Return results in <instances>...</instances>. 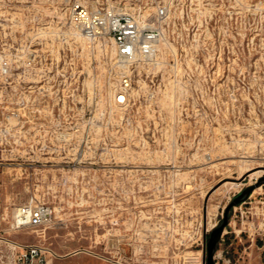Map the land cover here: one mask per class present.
<instances>
[{"label":"rangeland","instance_id":"1","mask_svg":"<svg viewBox=\"0 0 264 264\" xmlns=\"http://www.w3.org/2000/svg\"><path fill=\"white\" fill-rule=\"evenodd\" d=\"M76 2L155 30V53L86 36ZM261 170L264 0H0V264L31 243L55 264H205ZM32 197L52 221L18 228ZM215 258L264 264V184Z\"/></svg>","mask_w":264,"mask_h":264},{"label":"built area","instance_id":"2","mask_svg":"<svg viewBox=\"0 0 264 264\" xmlns=\"http://www.w3.org/2000/svg\"><path fill=\"white\" fill-rule=\"evenodd\" d=\"M165 13V9H161L159 16ZM70 18L88 37L110 36L115 39L119 55L125 60H135L139 56L150 57L155 53L158 33L152 29L143 30L129 17L117 16L98 6L76 2L70 8ZM123 83L128 86L129 79L125 78ZM53 216L54 209L49 204L32 197L17 208L15 223L18 228H42L52 221ZM17 248L14 264H55L52 253L43 244H23Z\"/></svg>","mask_w":264,"mask_h":264},{"label":"water","instance_id":"3","mask_svg":"<svg viewBox=\"0 0 264 264\" xmlns=\"http://www.w3.org/2000/svg\"><path fill=\"white\" fill-rule=\"evenodd\" d=\"M264 184V177H262L256 185H251L247 187L245 190H243L242 193H240L238 196L234 198L232 202H230L224 213V219L221 222V224L217 227H215L210 237L206 238V246L204 250V263L205 264H220L216 261V252L218 250V244L220 243L222 239V235L225 231V228L227 227L229 223V212L230 210L235 207L236 205L242 203L247 197L250 196V194L254 191V189L260 185Z\"/></svg>","mask_w":264,"mask_h":264},{"label":"bare ground","instance_id":"4","mask_svg":"<svg viewBox=\"0 0 264 264\" xmlns=\"http://www.w3.org/2000/svg\"><path fill=\"white\" fill-rule=\"evenodd\" d=\"M118 96L119 95H117V98H118ZM125 97V96H124ZM123 96H120V100H123V98H124ZM125 101V100H124ZM258 172H262V173H264V170H261V171H258ZM255 175V174H254Z\"/></svg>","mask_w":264,"mask_h":264}]
</instances>
